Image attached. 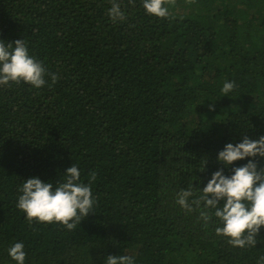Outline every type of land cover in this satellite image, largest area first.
Instances as JSON below:
<instances>
[{"label": "trees", "instance_id": "16d2710c", "mask_svg": "<svg viewBox=\"0 0 264 264\" xmlns=\"http://www.w3.org/2000/svg\"><path fill=\"white\" fill-rule=\"evenodd\" d=\"M119 2L113 22L111 0H0V39H25L48 74L39 89L0 86V264H16L17 241L25 264H264V227L233 246L203 202H176L200 197L226 143L264 135V0H165L164 18ZM72 163L92 212L73 229L29 223L23 179L55 182Z\"/></svg>", "mask_w": 264, "mask_h": 264}, {"label": "clouds", "instance_id": "9594fccd", "mask_svg": "<svg viewBox=\"0 0 264 264\" xmlns=\"http://www.w3.org/2000/svg\"><path fill=\"white\" fill-rule=\"evenodd\" d=\"M142 3L148 14L161 18L169 14L165 0H142ZM108 16L113 22L126 18L119 0H111ZM46 75L43 62L30 54L25 39L14 42L0 39V86L23 82L39 89L47 83ZM51 79L55 82L54 73ZM235 86V81H225L221 91L228 95ZM216 159L223 167L211 174L207 184L200 189V197L190 199L193 197L191 188L182 189L176 202L189 211L193 210V204L200 207L203 202L201 218L205 222L211 220L212 215L219 218L221 226L216 232L228 237L230 244L255 245L264 227V166L260 164V159H264V135L257 139L244 136L236 143L228 142L217 153ZM241 160L247 162L235 164ZM225 168L230 169V173H226ZM18 192L16 207L24 212L29 223L55 222L68 229H73L77 221L92 212L95 202L91 181L81 180V171L75 163L65 170L62 179L55 182L39 176L23 179ZM209 210H214L211 215ZM8 255L16 264H25L24 242L13 243L8 248ZM106 264H135V259L111 254L106 257Z\"/></svg>", "mask_w": 264, "mask_h": 264}]
</instances>
